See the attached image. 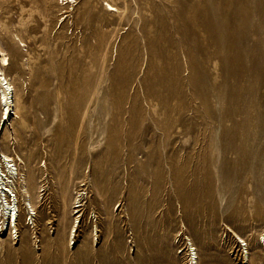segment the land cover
Returning <instances> with one entry per match:
<instances>
[{
  "label": "rangeland",
  "instance_id": "1",
  "mask_svg": "<svg viewBox=\"0 0 264 264\" xmlns=\"http://www.w3.org/2000/svg\"><path fill=\"white\" fill-rule=\"evenodd\" d=\"M0 51V264H264V0H0Z\"/></svg>",
  "mask_w": 264,
  "mask_h": 264
},
{
  "label": "bare ground",
  "instance_id": "2",
  "mask_svg": "<svg viewBox=\"0 0 264 264\" xmlns=\"http://www.w3.org/2000/svg\"><path fill=\"white\" fill-rule=\"evenodd\" d=\"M9 65H10V59L8 55L2 54L0 51V104L3 110L2 118H1V124L4 123L3 126L11 122L13 117L16 116L14 87L4 77V74L2 73V69H1V66L5 67ZM11 163L12 161H10L9 157L1 155L0 153V202H1L0 212L2 213V218L5 219L6 221L5 223L7 224V232H10L12 230L11 229L12 225L17 230L18 222L20 220L19 200L17 198V195L14 194L15 190L13 191V187L11 186L15 180H18L19 172L15 168L14 165L13 166L11 165ZM3 167L5 168V171L3 170ZM82 197L83 196H80L79 198H82ZM30 216L31 218L29 219V216H28L27 221L29 219L31 223H35V220L33 219L32 215ZM263 242H264V237L261 238L260 240L261 244ZM189 243L190 244L188 245L191 248V251L193 252V254H191V256H193V258L191 259L192 264H198V255H197L196 249L193 248L192 242H189ZM244 260H245V263H246V260L248 263L250 262V256L247 251L244 253Z\"/></svg>",
  "mask_w": 264,
  "mask_h": 264
},
{
  "label": "built area",
  "instance_id": "3",
  "mask_svg": "<svg viewBox=\"0 0 264 264\" xmlns=\"http://www.w3.org/2000/svg\"><path fill=\"white\" fill-rule=\"evenodd\" d=\"M18 238H19V237H18ZM35 239H36V237H35ZM40 244H41V241H40L39 239H36L35 246H36L37 248H39V247H40V246H39ZM242 247L245 248L246 246H242Z\"/></svg>",
  "mask_w": 264,
  "mask_h": 264
}]
</instances>
